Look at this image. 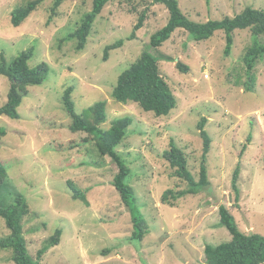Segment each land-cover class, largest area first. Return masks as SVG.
<instances>
[{"label": "rangeland", "instance_id": "374dc122", "mask_svg": "<svg viewBox=\"0 0 264 264\" xmlns=\"http://www.w3.org/2000/svg\"><path fill=\"white\" fill-rule=\"evenodd\" d=\"M29 1L0 0V64L2 57L8 63L32 49L28 66L46 63L49 73L43 84L28 87L17 109L18 120L0 116V126L6 130L0 161L8 176L0 199L9 206L15 191L27 203L22 234L31 258L37 260V252L61 230L58 245L50 247L38 264H206L205 245L231 239L219 224L222 205L242 233L264 236V58L255 67L256 83L248 93L242 59L253 41L250 31L234 32L228 57L223 55L221 31L207 41L194 42L177 29L153 49L149 39L167 23L166 8L148 0H113L94 21L85 48L76 51V41L68 36L91 10L92 0H62L55 15L51 13L55 0H41L19 27H13L11 11ZM178 4L198 23L234 17L246 7L264 12V0H178ZM142 12L143 26L129 41ZM119 40L122 46L103 61L104 48ZM145 51L159 59V74L176 98V107L167 116L156 117L135 103L121 104L112 98L120 73ZM177 62L188 68L187 73L176 68ZM70 86L76 114L105 101L103 129L114 119H132L116 150L130 170L127 181L148 225L141 242L130 240V215L112 186L116 165L99 155L91 136L70 130L71 119L61 99ZM8 89V80L0 76V107L7 101ZM201 118L206 119L211 139L205 162L210 184L196 196L163 204L164 191L186 188L162 157L170 141L181 148L188 169L199 179ZM238 164L236 203L231 179ZM67 181L85 192L88 205L72 199ZM8 234L0 218V238ZM0 264H14L11 251L0 248Z\"/></svg>", "mask_w": 264, "mask_h": 264}, {"label": "trees", "instance_id": "16d2710c", "mask_svg": "<svg viewBox=\"0 0 264 264\" xmlns=\"http://www.w3.org/2000/svg\"><path fill=\"white\" fill-rule=\"evenodd\" d=\"M113 0H92L91 10L85 13L80 21V25L75 31L69 34L68 39L76 41V51L85 48L86 39L89 36L92 25L100 15L107 3ZM121 1V0H120ZM131 2L133 0H122ZM152 4L163 5L168 12L167 23L150 36L149 47L157 49L165 43L177 30L185 31L194 42L207 41L215 32L221 31L224 34L225 47L223 55L228 57L234 43L233 34L236 30L248 29L252 36V43L246 49L243 56L245 67L246 92H253L255 86V67L264 58V12L261 10L246 7L241 13L234 17H224L222 20H208L205 23H198L190 20L180 9L178 0H148ZM62 0H55L51 13L56 14L57 8ZM41 0H32L25 5L16 7L11 11L10 23L13 27H19L39 6ZM145 12H142L137 23L134 25L128 40L135 38V34L143 26ZM123 41L119 40L112 45H108L103 51V61L107 60L110 51L121 47ZM32 57V49L21 52L17 57L6 63L1 58L0 76L5 77L9 82L7 101L0 107V116L13 120L19 119L17 112L24 96L28 92V87L43 84L49 73V66L41 63L35 67H29L28 61ZM166 60H170L166 58ZM159 59L149 51H145L126 70L120 73L112 91V98L121 104L135 103L144 112H151L156 117L167 116L176 107V98L171 92L166 81L158 71ZM176 68L182 73H187L188 68L177 62ZM73 88H66L62 95V103L71 119L70 130L72 132H85L94 139L95 147L99 155L107 156L117 167V173L113 177L112 186L117 191L121 202L127 208L131 223L132 235L130 240L141 242L147 234L148 225L145 218L136 206L134 191L128 184L130 170L125 161L117 152L127 134V130L132 123L128 116L114 119L108 129L101 126L106 122V103L98 101L81 114H76L72 101ZM206 119L201 118L197 124L200 138L202 139V163L199 171V179L196 181L188 169V162L185 154L174 141L169 142V149L164 151L162 157L169 166L174 169L175 176L186 183V188L173 192L166 190L161 195L163 204L171 205L172 202L186 196H196L204 192L209 186L207 169L205 166L206 156L210 151L211 139L205 130ZM6 135L4 127L0 126V141ZM248 137L247 141H250ZM244 145L240 151V156L245 152ZM7 172L0 161V189L8 185ZM239 177V164L235 168L231 189L234 200H239V189L237 181ZM66 185L71 192L73 200L81 201L88 205L85 192L78 189L72 182L67 181ZM28 214V205L20 193L14 191L12 204L4 206L0 199V218L3 219L9 234L0 238V248L11 251V261L14 264H38L41 256L53 246L58 245L61 230H56L46 244L37 252V260H33L28 253L26 241L22 234V220ZM219 224L224 227L231 236L230 241L218 245L207 244L203 254L206 264H264V236L259 234L242 233L235 222L234 217L225 206L218 209Z\"/></svg>", "mask_w": 264, "mask_h": 264}, {"label": "water", "instance_id": "95a60500", "mask_svg": "<svg viewBox=\"0 0 264 264\" xmlns=\"http://www.w3.org/2000/svg\"><path fill=\"white\" fill-rule=\"evenodd\" d=\"M251 228L250 227H248V230H250Z\"/></svg>", "mask_w": 264, "mask_h": 264}]
</instances>
